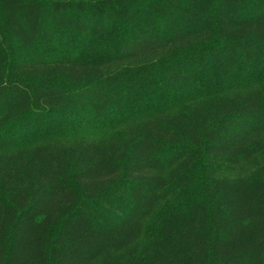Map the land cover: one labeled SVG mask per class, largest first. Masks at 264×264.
Returning a JSON list of instances; mask_svg holds the SVG:
<instances>
[{"label": "trees", "instance_id": "16d2710c", "mask_svg": "<svg viewBox=\"0 0 264 264\" xmlns=\"http://www.w3.org/2000/svg\"><path fill=\"white\" fill-rule=\"evenodd\" d=\"M0 264H264V0H0Z\"/></svg>", "mask_w": 264, "mask_h": 264}, {"label": "rangeland", "instance_id": "374dc122", "mask_svg": "<svg viewBox=\"0 0 264 264\" xmlns=\"http://www.w3.org/2000/svg\"><path fill=\"white\" fill-rule=\"evenodd\" d=\"M40 47H37L35 49V52H39ZM25 52V51H24ZM26 53V52H25ZM114 133L115 130L112 129H94V130H88L87 136L90 138H99V137H107L109 136L107 133ZM254 167V163H251L249 161L242 162L239 166L231 167V168H224L223 170L219 171V176H226L229 178L235 177V176H242L250 172ZM153 223L148 224L146 227V233L152 229ZM146 241V236L144 235L140 240H138L137 244H143Z\"/></svg>", "mask_w": 264, "mask_h": 264}]
</instances>
